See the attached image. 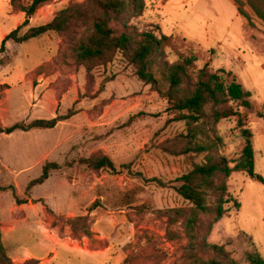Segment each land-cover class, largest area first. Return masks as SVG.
Returning <instances> with one entry per match:
<instances>
[{
    "label": "rangeland",
    "instance_id": "obj_1",
    "mask_svg": "<svg viewBox=\"0 0 264 264\" xmlns=\"http://www.w3.org/2000/svg\"><path fill=\"white\" fill-rule=\"evenodd\" d=\"M100 1L110 0H51L19 36L66 9L70 28L23 44L10 41L0 54V127L72 113L54 129L0 134V233L7 256L13 264H249V254L264 258V22L248 0H144L142 15L128 6L106 12ZM26 19L11 0H0V48ZM99 19L117 35L167 37L151 70L158 86L145 84L121 53L81 58ZM181 57L196 60L186 88L192 90L203 69L226 82L236 77L252 94L251 108L230 102L224 107L236 116L219 122L208 117L198 130L177 121L162 65L180 63ZM245 131L257 178L244 171L214 178L226 184L225 198L235 199L240 209L231 202L221 220L199 215L191 248L186 220L192 205L176 192V179L210 157H225L234 167L244 159ZM216 138V150L183 154L192 141ZM104 156L117 172L81 162ZM47 163L62 168L29 189ZM152 178L166 188L145 182ZM24 249L28 256L20 254Z\"/></svg>",
    "mask_w": 264,
    "mask_h": 264
},
{
    "label": "trees",
    "instance_id": "obj_2",
    "mask_svg": "<svg viewBox=\"0 0 264 264\" xmlns=\"http://www.w3.org/2000/svg\"><path fill=\"white\" fill-rule=\"evenodd\" d=\"M18 1L20 0H11V4L25 13L27 19L21 26L5 37L2 41L0 54L5 51L6 44L10 41L23 44L47 33L65 32L70 28V10L66 9L61 11L50 23L39 27H32L26 34L20 37V31L30 23L29 18L33 17L40 8L51 0H32L31 4L27 6L18 5ZM248 4L256 16L264 22V0H248ZM237 5L239 13L245 16L250 25H252L250 17L242 10V3L237 1ZM100 6L106 12H119L127 6L133 7L139 15H142L145 9L144 0L100 1ZM94 31V36L90 39L89 44L81 46V58L83 60L89 61L93 58L103 59L121 53L135 65L139 78L145 84L158 86L159 81L151 70L157 64L158 59L164 54L161 47L163 42L167 40L166 36L163 35L162 39L158 40L151 32L143 33L140 36L137 33L128 32H122L117 35L113 29L108 27L106 19L94 21ZM181 58L180 63L171 64L165 62L162 65L164 67L162 79L169 87L166 93L167 99L172 109L180 113V116L176 119L177 121H184L192 127V130H198L199 126L204 124L208 117H211L215 122H219L223 119L236 116L237 114L232 109L224 107V105L230 102L241 103L243 107L251 108L249 99L252 94L243 88L236 77H232L231 82H226L225 78L221 77V75L208 74L206 69H203L197 75V81L192 85V90L186 88L185 86L191 79L189 68L192 67L196 60L193 58ZM221 73L224 74L225 71H221ZM71 116L72 113L66 117H57L52 120H36L28 125L17 123L5 129L0 127V134L9 135L16 131L28 132L34 129H54L60 122L67 120ZM244 134L247 136V143L243 149L244 159L234 167L229 165L225 157L218 156L216 159L210 157L206 164L198 165L190 173L176 179V182L180 184V186L175 187L176 192L192 205V208L188 211L186 220V231L192 241L191 248H193L194 244V232L198 224L199 215L211 214L215 215L216 219L221 220L225 215L230 213L231 209L225 206L231 202H235V207L240 209V204L235 199L232 197L225 198V194L227 193L226 184H215L214 178L217 175L229 178L233 173L242 171L246 172L252 179L257 178L255 172V154L250 140L251 135L249 131H245ZM219 142V138L212 140V143H194L192 141L189 146L184 147L183 154H189L190 152L204 153L216 150L219 147ZM81 162L83 165H90L94 170L105 169L114 173L118 171L112 160L106 156L88 161L82 160ZM61 168L57 163H47L43 168L42 175L31 181L28 188L43 185L49 179L51 171ZM145 182L156 183L161 188H166L167 186L166 183L157 178L146 179ZM1 190L6 191L4 188ZM219 192V197H216V200L213 201L211 196H217L216 194ZM17 202L20 203L18 199ZM173 212L181 214L183 210ZM248 262L249 264H264V258L253 253L248 255ZM0 264H13L6 254L1 233ZM206 264L218 263L212 261ZM228 264L236 263L231 261Z\"/></svg>",
    "mask_w": 264,
    "mask_h": 264
},
{
    "label": "crops",
    "instance_id": "obj_3",
    "mask_svg": "<svg viewBox=\"0 0 264 264\" xmlns=\"http://www.w3.org/2000/svg\"><path fill=\"white\" fill-rule=\"evenodd\" d=\"M40 186H42V185H40ZM36 187H38V186H36ZM22 253L24 254V256H26L27 254L29 255V254H30V250H26V251H25V249H24V251H21L20 254H22ZM20 254H19V255H20ZM28 255H27V256H28Z\"/></svg>",
    "mask_w": 264,
    "mask_h": 264
}]
</instances>
